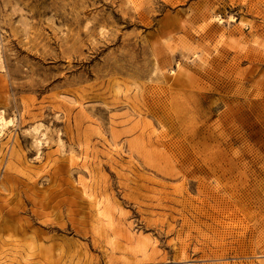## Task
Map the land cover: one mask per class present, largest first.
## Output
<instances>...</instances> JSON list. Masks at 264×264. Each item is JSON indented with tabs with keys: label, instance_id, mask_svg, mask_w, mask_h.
<instances>
[{
	"label": "rangeland",
	"instance_id": "374dc122",
	"mask_svg": "<svg viewBox=\"0 0 264 264\" xmlns=\"http://www.w3.org/2000/svg\"><path fill=\"white\" fill-rule=\"evenodd\" d=\"M0 110V264H264V0H0Z\"/></svg>",
	"mask_w": 264,
	"mask_h": 264
},
{
	"label": "bare ground",
	"instance_id": "6f19581e",
	"mask_svg": "<svg viewBox=\"0 0 264 264\" xmlns=\"http://www.w3.org/2000/svg\"><path fill=\"white\" fill-rule=\"evenodd\" d=\"M217 22H221V17L219 15H216L213 17ZM233 21V19L231 20ZM200 39L202 38V36H199ZM188 55L190 56H193L195 59H196V54L194 52H190L188 53ZM201 59V58H200ZM196 62V66L198 68H203V65L204 63H206L205 60H195ZM182 70V76L184 78H186L187 80H191L193 79V74H190V68L188 69V67L186 66L185 68H181ZM68 102L69 104H72L73 106H77L79 108H81V104L74 101V100H71V98H68ZM12 123V120H6L4 119V116H3V112L2 110H0V133L1 131L3 130V128L5 126H9V124ZM32 134H33V139H34V142L38 145L40 143V138L43 137L45 135V129L41 128L40 125H36L32 128ZM70 159H74V158H78L76 157L75 155H73L71 152H70ZM83 188H82V192L88 197V198H92V195L91 193H88L87 191H85V186L82 184ZM96 203H94V208L96 210V213H95V220L97 222V227L99 229H102L103 227L104 228H108L109 230H111V241L110 239L108 240V243L107 245H109L110 249L113 250V249H117V247L113 244V240L115 238H117L118 236V233L119 235H121V238L123 240V245H124V249L125 250H129L130 252L132 253H140V254H143V252H145L146 250V245L144 243V240L145 238H143L144 236L141 235L140 232H132V230L128 227V226H125V225H121V224H118L113 217H111L109 211H114L116 210V212L119 213V215L121 214L120 212V209L116 206H113L109 200L107 198L103 199H97L95 201ZM104 206L103 209L101 206ZM143 236V237H142Z\"/></svg>",
	"mask_w": 264,
	"mask_h": 264
}]
</instances>
